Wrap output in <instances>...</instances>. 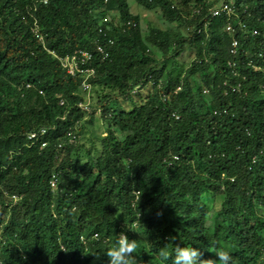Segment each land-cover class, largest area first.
<instances>
[{
  "label": "trees",
  "instance_id": "trees-1",
  "mask_svg": "<svg viewBox=\"0 0 264 264\" xmlns=\"http://www.w3.org/2000/svg\"><path fill=\"white\" fill-rule=\"evenodd\" d=\"M42 1L0 0V264H109L120 233L136 240L137 264H172L189 245L203 260L224 248L232 264H264V0H233L258 31H237L236 56L226 16L209 15L220 0H136L169 25L147 34L127 0ZM97 42L109 56L92 60L90 110L108 127L99 154L78 163L70 134L78 141L92 111L78 107L82 78L52 53ZM186 49L194 60L180 76Z\"/></svg>",
  "mask_w": 264,
  "mask_h": 264
},
{
  "label": "built area",
  "instance_id": "built-area-1",
  "mask_svg": "<svg viewBox=\"0 0 264 264\" xmlns=\"http://www.w3.org/2000/svg\"><path fill=\"white\" fill-rule=\"evenodd\" d=\"M44 4H47L48 0H43L42 1ZM244 13L246 12V10H243ZM209 15L212 18H217L220 17L222 15L226 16L227 18V23L225 25V32L231 37V43H230V54L232 56H236L238 54V50H239V40L237 38H235V34L237 33V31L242 32L245 36H247L248 34L250 35V37H254L256 35H258V31L255 29H251L248 30L247 29V25L242 22L239 19V14L237 12V8L235 5V1L233 0H220L219 3L210 8L209 9ZM234 19L235 23H232L230 20ZM123 26L128 27H136V24L134 22L131 21H127L123 24ZM200 31H198L199 33ZM100 33L103 34V38L105 39V33H103L102 30H100ZM262 36L264 37V33L262 34ZM107 44L109 46H112L114 44V40L109 39L107 41ZM55 58L59 61L60 66L62 68V70H64L68 75L72 76V77H81L82 81L80 84V89L82 91V94L84 96L83 101L78 103V107L81 108L82 110L89 112L90 111V92H91V83H90V79L95 75V68L92 66V60L94 58V55L105 59L109 56V52L106 50L105 46L97 43H94V47L92 51H88V50H75L73 53L71 54H67L65 56L59 57L56 56L54 53H52ZM229 67L231 69H234L235 67V62H229ZM153 86L154 83L153 82H149L147 84V86ZM138 88H136L135 90H133L132 93H137ZM204 93H206V90L203 91ZM63 104V101L60 102V105ZM46 134V130L45 129H40L38 132H32L30 134H28L27 136V140L30 141L31 144L37 142L39 140L40 137H42L43 135ZM69 142L71 144H76L77 143V136L75 134H70V139ZM42 147H46L47 146V142H42L41 143ZM60 147V146H59ZM176 159V158H174ZM171 163H168V166H170ZM49 186L51 189H55L57 187V178L55 175H52L50 181H49ZM13 199H16L15 197H12ZM93 239L97 240L98 239V235L94 234L93 235ZM81 243L86 245L87 244V239H85L84 237H81L80 239Z\"/></svg>",
  "mask_w": 264,
  "mask_h": 264
},
{
  "label": "rangeland",
  "instance_id": "rangeland-1",
  "mask_svg": "<svg viewBox=\"0 0 264 264\" xmlns=\"http://www.w3.org/2000/svg\"><path fill=\"white\" fill-rule=\"evenodd\" d=\"M129 6V12L132 16H138L140 20V27L142 31L147 34L148 29L150 27H157L160 29H168L169 25L163 21L161 18V13L158 7H155L151 10L144 8L143 6L137 4L136 0H127ZM194 3L191 4L193 6ZM111 20H118V11L111 12L108 15ZM108 18V19H109ZM171 27H176L171 26ZM182 30V27L179 28ZM194 60V52L185 50L183 54L177 59V68L180 76L186 71L187 68L191 65ZM150 85L146 86L140 92L133 94V98L135 101L141 100L145 97L149 91L151 90ZM91 95V94H90ZM97 101L96 96L93 94L90 96V104L94 105ZM122 107L126 110L130 109L129 102H123L122 100H118ZM109 108L115 106L114 101L112 100L108 104ZM92 111V112H91ZM100 110H94L91 108L90 114L80 122V129L77 131L78 141L76 143L75 150L72 151L69 155L74 161L78 163H84L87 161L88 151L90 154H99L101 150L99 140L104 134L107 132L108 123L105 122L100 116ZM121 137L120 135L118 136ZM218 207L217 202L214 204V208ZM210 221V220H209ZM209 223V222H208Z\"/></svg>",
  "mask_w": 264,
  "mask_h": 264
},
{
  "label": "clouds",
  "instance_id": "clouds-1",
  "mask_svg": "<svg viewBox=\"0 0 264 264\" xmlns=\"http://www.w3.org/2000/svg\"><path fill=\"white\" fill-rule=\"evenodd\" d=\"M136 253V240H130L126 234L120 233L109 243L105 255L108 257L109 264H137L134 255ZM215 257V260H203L201 259V252L197 248L191 245L176 246L172 256V264H232L233 257L224 248L217 249Z\"/></svg>",
  "mask_w": 264,
  "mask_h": 264
}]
</instances>
